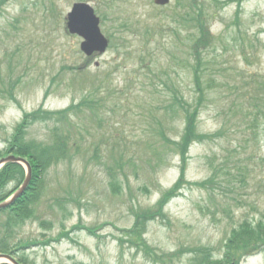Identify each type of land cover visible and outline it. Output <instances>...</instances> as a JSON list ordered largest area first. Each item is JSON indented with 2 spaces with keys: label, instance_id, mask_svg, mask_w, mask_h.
Masks as SVG:
<instances>
[{
  "label": "rangeland",
  "instance_id": "1",
  "mask_svg": "<svg viewBox=\"0 0 264 264\" xmlns=\"http://www.w3.org/2000/svg\"><path fill=\"white\" fill-rule=\"evenodd\" d=\"M76 1L91 2L103 31L117 34L89 62L81 39L65 31ZM194 11L215 36L199 47L201 57L191 56L187 40L194 29L184 13L191 18ZM178 16L187 21L181 35L169 29L163 37L146 35L156 24L176 25ZM125 22L128 28L120 26ZM156 41L168 49L142 63L143 42L154 52ZM201 76L211 87L196 94ZM18 77L16 101L7 89ZM0 87L2 156L10 154L14 128L27 112L64 110L90 95L98 114L66 118L73 126L68 135L86 150L43 172L31 195H41L36 216L9 235L13 246L37 243L19 252L25 264H195L207 253L221 260L233 228L264 219V0H172L162 7L153 0H8L0 12ZM177 88L195 124L183 162L175 143L186 137L187 121L183 107L171 102ZM57 122L35 123L29 138L51 143ZM181 165L179 195L131 242L136 215L154 207ZM6 181L0 197L20 178ZM6 218L0 214V231ZM242 264H264V251Z\"/></svg>",
  "mask_w": 264,
  "mask_h": 264
},
{
  "label": "trees",
  "instance_id": "2",
  "mask_svg": "<svg viewBox=\"0 0 264 264\" xmlns=\"http://www.w3.org/2000/svg\"><path fill=\"white\" fill-rule=\"evenodd\" d=\"M7 2L8 0H0V12ZM189 11L193 13V11ZM184 16L187 21L191 22L189 24L191 30L194 29V34L189 32L187 36V40L194 44L191 48V56L194 57L195 55L196 57H201V51L199 47H208L210 45L209 42H213L215 36L210 32L207 21L198 17L195 11L194 16H192L190 13L191 18H189V14L187 15L186 12L184 13ZM187 21H183V19L178 16V18H176L174 21L177 23L176 25L167 26L163 23L156 24L154 29H150L146 35L152 36L153 33H157L163 37L162 33L165 31V29H169L173 32L174 37H177L184 31H181L182 28L187 29L185 24ZM126 28H128V23L126 24ZM144 38H147V36H144ZM119 41H122L123 45H125L127 42V40L124 39H119ZM180 41H182V38H180ZM158 42L160 41H156V44ZM156 44L155 48L158 49H156L154 52H151L152 49L148 48L147 43L145 45V42H143V46L146 48L144 49L145 52L141 54L142 63H144V58H146L147 54H149V60L152 62L158 61L159 58H161V49L164 50L165 48L167 50L169 47L165 46L161 42L159 43L158 47ZM194 70L195 66L193 67V72ZM149 71V74L151 75L152 72L151 70ZM199 73L200 72H196V79L199 78ZM21 80V77L17 78V81H14L10 88L7 89L10 93V99L17 100L13 90L16 87V84H18ZM163 83L167 84V82ZM195 84L196 94L205 93L208 91V88L211 87V85L207 86V84H203L202 76L200 81L195 82ZM179 92V88L174 91V100L171 102L183 107L185 119L187 121L185 127L186 137L183 141L180 140L179 142L175 143L176 151L179 152L182 158L185 160L188 147L184 142L191 136H194L195 131L194 112L188 108V103L182 100V95H180ZM6 97L7 96H4L5 99ZM199 103H203L202 98H200ZM95 104L96 102L94 97H90V95H84L79 103L73 104L64 110H48L40 107L37 110L25 113L21 122L16 125L11 136L10 144L7 146V151L9 153H14L17 156H24L30 161L33 167V179L29 192L18 203V208H11L8 210V213L6 212L7 220L3 223L2 230L0 231V251H8L13 249L15 246H12V238H9L12 230L24 224L27 219L34 218L36 216L35 205L39 201L38 199L41 197V195H38L35 198H32L31 195L41 183L43 172L52 165H57L69 158L73 159V154L79 153L81 151L82 141L78 140L79 137L75 136L72 138V136L68 135L73 126H70L66 123V118L70 116L72 119V115L77 116L78 114L85 113L86 111H91L92 113L96 114L97 111ZM53 119H57V123H59L60 126L56 124L54 125V139L51 141V143L45 144L42 141L29 138V130L35 123ZM163 137L165 136L163 135ZM103 143H106V141ZM12 175H14L16 179L20 178L21 182L24 178L23 165L19 163H9L3 167L2 171L0 172V189L3 187V184L7 182L6 180L11 178ZM112 178L118 179L116 176H113ZM179 183L180 181L174 186V188L164 193L159 203L155 207L148 209V211L145 212V215H136L137 220L134 224L135 231L133 235H130L131 242L135 243L138 238L143 237L144 229H146L147 222L150 219L158 217L162 218L164 216L165 204L169 199L176 195L177 189L180 188ZM205 184L206 183H200L199 185L205 186ZM144 243L146 246H148L146 240ZM223 249L224 253L221 260L213 259V256L207 253L206 257L202 258L198 262L196 260L195 264H241L245 257L260 251H264V219H260L258 221H253L251 219L242 220V222L237 227L232 229L231 233L225 239Z\"/></svg>",
  "mask_w": 264,
  "mask_h": 264
},
{
  "label": "water",
  "instance_id": "3",
  "mask_svg": "<svg viewBox=\"0 0 264 264\" xmlns=\"http://www.w3.org/2000/svg\"><path fill=\"white\" fill-rule=\"evenodd\" d=\"M159 4H165L169 0H155ZM69 21L68 26L70 31L73 33H78L85 38V41L82 42V49L87 54H92L95 50H99L104 52L108 45V40L102 34L101 29L99 27V18L94 14V9L87 3H76L73 7V10L69 13ZM14 157H9L2 159L0 161V165L2 163L13 161ZM29 175L25 180L23 186L17 191L15 196L0 205V208L10 205L18 198L23 191L27 188L31 176ZM7 258H10L14 264H19L12 257L6 255Z\"/></svg>",
  "mask_w": 264,
  "mask_h": 264
}]
</instances>
